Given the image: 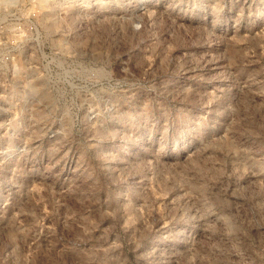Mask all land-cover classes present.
<instances>
[{
	"label": "rangeland",
	"instance_id": "rangeland-1",
	"mask_svg": "<svg viewBox=\"0 0 264 264\" xmlns=\"http://www.w3.org/2000/svg\"><path fill=\"white\" fill-rule=\"evenodd\" d=\"M2 2L0 264H264V0Z\"/></svg>",
	"mask_w": 264,
	"mask_h": 264
},
{
	"label": "built area",
	"instance_id": "built-area-1",
	"mask_svg": "<svg viewBox=\"0 0 264 264\" xmlns=\"http://www.w3.org/2000/svg\"><path fill=\"white\" fill-rule=\"evenodd\" d=\"M4 5L0 6V105L4 103L5 94L7 93V81H8V73L9 68L14 69L15 63V55L12 52H9V42H14L12 36L18 38V41L22 39V32L25 30L30 31L33 37V40L38 35V25L34 19L29 21L28 23H23L20 20L14 21L11 23V29L8 28V20H7V10L9 8L8 2H2ZM15 3H18L15 1ZM14 3V4H15ZM2 5V4H0ZM20 5V3H19ZM14 6V5H12ZM20 6H18L19 8ZM26 24V26H25ZM12 31V34L9 32ZM13 39V40H12Z\"/></svg>",
	"mask_w": 264,
	"mask_h": 264
}]
</instances>
